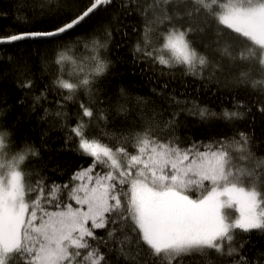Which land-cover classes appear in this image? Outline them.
Segmentation results:
<instances>
[{"label": "snow or ice", "instance_id": "obj_1", "mask_svg": "<svg viewBox=\"0 0 264 264\" xmlns=\"http://www.w3.org/2000/svg\"><path fill=\"white\" fill-rule=\"evenodd\" d=\"M113 3L90 0L74 12L73 0H56L63 15L53 17L57 22L50 29L0 37V44L58 42L50 67L61 100L55 112L44 108L41 119L62 117V102L78 93L89 97L70 131L93 161L63 185L49 183L39 169L33 178L26 166L39 159L40 150L0 126V264H107L99 245L110 243L126 261L130 253L131 264H255L243 254L248 240L241 234L264 233V157L256 156L249 133L185 145L176 135L180 113L165 118L153 108L150 115L141 114L138 131L88 136L93 120L109 119L96 93L111 66L106 54L113 31L97 30L83 43L66 37ZM52 4L43 0L39 6ZM120 7L125 15L140 12L146 21L134 48L137 57L168 70L182 66L186 75L207 74L208 79L218 78L225 67L245 66L233 83L256 94L254 103L237 100L233 110L218 114L185 102L182 111L202 120H242L253 108L264 115V0H149L143 7L139 0H120ZM213 21L223 28L211 37L215 56H210L203 41ZM225 29L237 41L226 39ZM17 86L30 93L35 84L25 79ZM51 91L46 86L34 94L31 111ZM118 110L129 111L123 104Z\"/></svg>", "mask_w": 264, "mask_h": 264}, {"label": "trees", "instance_id": "obj_2", "mask_svg": "<svg viewBox=\"0 0 264 264\" xmlns=\"http://www.w3.org/2000/svg\"><path fill=\"white\" fill-rule=\"evenodd\" d=\"M42 2L43 0H0V37L50 29L57 22L53 17L58 12L63 15V10L55 6L56 0L43 9L39 6ZM148 2L149 0H139L142 7ZM89 3L90 0H73V11H82ZM145 23L140 12L125 15L120 7V0H114L107 10L97 11L74 35L66 37L67 42L80 40L83 43L91 40L97 30L107 27L113 31L106 54L111 66L108 73L100 78V90L96 93L100 101L98 107L108 110L109 119L107 122L93 120L88 136L99 137L104 131L117 135L130 130L138 131L142 122L141 114L150 115L154 108L163 112L165 118L172 112L180 113L176 135L185 145L193 142L207 144L243 131L252 137L256 156L264 157V115L256 112L255 108L251 115L235 121L218 118L202 120L198 115L182 111L185 102L189 108L195 102L199 107H206L218 114L224 109L233 110L237 100L243 99L246 104L254 103L257 100L256 94L233 83L245 66L238 64L231 69L225 67L223 74L217 73L218 78L208 79L207 74L204 78L186 75L182 66L168 70L155 65L134 53ZM211 26L212 31L204 38L203 43L208 45V54L215 56L211 37L223 26L214 21ZM224 34L226 39L237 41L230 30L225 29ZM57 47L58 42L55 41L31 39L0 44V126L8 127L17 141L34 143L40 150L39 159L26 166V170L33 173V178L39 169L49 183L55 181L63 185L70 183L74 173L81 168H88L93 161L91 157L82 154L77 139L70 131L82 117L81 102L87 103L89 97L82 92L78 93L74 99L62 102V117L49 116L41 119L44 108L55 112L58 110L56 101L61 100L53 85L55 70L50 67ZM25 79L34 81L35 87L30 93L17 86ZM46 86L52 90L48 100L42 101L35 112L31 111L32 96L38 95ZM173 98L181 103L177 104ZM21 99L25 100L23 105L19 103ZM138 100L141 101L139 105ZM260 100L264 102V97H260ZM122 104L129 109L128 112L121 113L118 110ZM83 119L88 120L86 117ZM100 170L98 167L97 171ZM72 203L76 206L74 201ZM105 234L104 230H97V235ZM241 235L248 240L243 254L255 264H264V233L254 230L250 234ZM99 247L107 257V264H131V254H128L129 259L126 261L118 246L110 243L108 247L103 244ZM212 259L215 260L214 255Z\"/></svg>", "mask_w": 264, "mask_h": 264}]
</instances>
